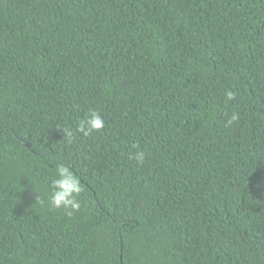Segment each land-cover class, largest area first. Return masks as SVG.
<instances>
[{"label": "trees", "instance_id": "trees-1", "mask_svg": "<svg viewBox=\"0 0 264 264\" xmlns=\"http://www.w3.org/2000/svg\"><path fill=\"white\" fill-rule=\"evenodd\" d=\"M0 264H264V0H0Z\"/></svg>", "mask_w": 264, "mask_h": 264}, {"label": "clouds", "instance_id": "clouds-1", "mask_svg": "<svg viewBox=\"0 0 264 264\" xmlns=\"http://www.w3.org/2000/svg\"><path fill=\"white\" fill-rule=\"evenodd\" d=\"M233 119H235V117H233ZM87 123L90 127V130H98L103 127V120L98 114L95 113L87 121ZM83 130L84 129L81 128V131ZM136 158L139 160H143V153H138ZM58 173L60 178L53 181L54 187L58 189L56 195L52 198V205L54 207H60L61 204L67 205L68 203H71V201L66 200L65 198L68 197L71 193H79L81 190L78 182L68 176L66 169L59 168ZM74 207L79 206L74 205Z\"/></svg>", "mask_w": 264, "mask_h": 264}]
</instances>
